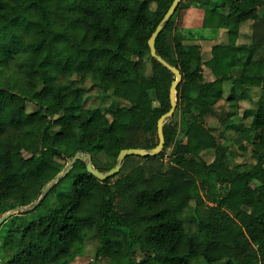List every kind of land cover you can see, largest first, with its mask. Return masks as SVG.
<instances>
[{
    "label": "trees",
    "instance_id": "trees-1",
    "mask_svg": "<svg viewBox=\"0 0 264 264\" xmlns=\"http://www.w3.org/2000/svg\"><path fill=\"white\" fill-rule=\"evenodd\" d=\"M172 2L0 0V217L37 201L78 151L107 171L121 149L158 144L176 73L149 38ZM191 7L200 29L185 24ZM156 49L182 75L163 150L105 179L76 160L0 225V264H72L89 244L88 264H264V0H181ZM93 87L127 103L86 107ZM253 87L263 95L237 121ZM245 145L252 161L238 162L232 146Z\"/></svg>",
    "mask_w": 264,
    "mask_h": 264
},
{
    "label": "rangeland",
    "instance_id": "rangeland-1",
    "mask_svg": "<svg viewBox=\"0 0 264 264\" xmlns=\"http://www.w3.org/2000/svg\"><path fill=\"white\" fill-rule=\"evenodd\" d=\"M195 8V7H194ZM203 14V10L201 11ZM189 13V12H188ZM197 13V12H196ZM199 13V11H198ZM193 16V13L186 16V20L185 23L188 27L194 28V29H200V23L202 21H193V18H191ZM206 33H210L209 31H204ZM229 40V35L227 34V32L225 30H221L219 35H218V41L220 42H227ZM202 44H203V48L204 49H211V42L209 40H199ZM149 66H150V62H148ZM151 72L150 68H149V73ZM205 76L207 79H212L214 76L212 74V72L210 71L209 67H205ZM87 86L91 85V81L88 80ZM227 86V84H226ZM228 90L229 87H227L226 89V94H228ZM249 95H247L246 97H242L239 98V103L237 106V110H238V115L235 116V118L237 119V121H239V118L241 117V115L243 114L244 110L248 107L251 106H255L257 101L262 97L261 95H263V92L261 90V88L259 87H253L249 90ZM86 101L84 102V105L86 107H102L103 109H106L112 105H115L116 103H127L126 101H120L117 100L115 97L111 96V95H106L103 96L101 91L99 89H97L96 87L91 88L87 94H86ZM209 121V125L214 126L217 125V121L212 120V117H208L207 118ZM246 122L249 121V119H245ZM250 148L245 146H232V152H233V158L238 161V162H249L252 161L251 158V153H250ZM204 158L211 161L214 157V152L213 150H206L203 153ZM104 160H106V162L110 165L113 163V158L112 157H108L105 156ZM65 184L67 187H70V185L72 184V179H67L65 181ZM57 194L56 193H52L49 196V202L45 203V205L41 206L37 211L31 212L27 214V217L29 219H35L37 218L38 213H41L43 211H45V209L50 208L52 205H55L57 202ZM31 209V208H30ZM94 260V252H93V248H92V244H89V249L88 252L83 255V256H79L76 258V260L72 263V264H88L89 262H92ZM191 264H207L206 261L203 258H198V259H194L191 261Z\"/></svg>",
    "mask_w": 264,
    "mask_h": 264
},
{
    "label": "water",
    "instance_id": "water-1",
    "mask_svg": "<svg viewBox=\"0 0 264 264\" xmlns=\"http://www.w3.org/2000/svg\"><path fill=\"white\" fill-rule=\"evenodd\" d=\"M181 0H173L171 6L165 13L164 17L152 33L151 37L149 38V45L151 48V54L153 56H156L160 61H162L165 65L170 67L175 73H176V78L173 80L172 86H171V101H172V106L171 108L162 114V116L158 120V134H159V142L158 144L150 149H143V148H138V147H128V148H123L119 152L117 156V161L112 166L109 170L107 171H102L97 168H95L93 164V159L92 155L89 153H85L82 151H78L75 153V155L67 162L66 167L64 168L63 171L59 172L44 188L43 192L40 195V197L35 201L34 203L30 205H22L18 206L12 210H9L8 212L4 213L0 217V225L3 224L10 216H12L14 213H20L22 211L28 210L30 208H34L36 204L47 194L48 190L51 188V186L56 183L62 176L67 174L72 167V165L75 163L76 160L79 158L83 159L86 161L87 164V169L89 172L93 173L95 176H97L100 179H105L109 176L115 175L117 172L121 170L122 164L124 159L131 154H140V155H156L159 152H161L164 148L165 145V133H164V124L165 121L171 117L177 108L178 105V99H177V86L182 78L181 72L179 68H177L174 65H171L168 61H166L161 55L157 53L156 49V38L158 33L164 28L166 22L172 17V15L175 13L179 3Z\"/></svg>",
    "mask_w": 264,
    "mask_h": 264
},
{
    "label": "crops",
    "instance_id": "crops-1",
    "mask_svg": "<svg viewBox=\"0 0 264 264\" xmlns=\"http://www.w3.org/2000/svg\"><path fill=\"white\" fill-rule=\"evenodd\" d=\"M198 11H199V13H198ZM202 9L201 8H198V7H191L190 9H189V13H187L188 15H190V14H192L193 13V16L191 17V18H193V21H202L201 23H200V26L202 25V23H203V14H202ZM197 12V13H196ZM187 16V15H186ZM185 20H186V18H185ZM186 24V23H185Z\"/></svg>",
    "mask_w": 264,
    "mask_h": 264
}]
</instances>
